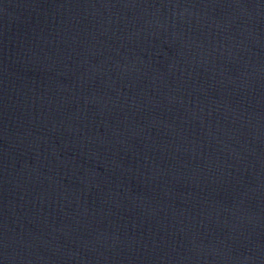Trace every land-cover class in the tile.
Masks as SVG:
<instances>
[{"label": "water", "instance_id": "obj_1", "mask_svg": "<svg viewBox=\"0 0 264 264\" xmlns=\"http://www.w3.org/2000/svg\"><path fill=\"white\" fill-rule=\"evenodd\" d=\"M260 169L264 0H0V261Z\"/></svg>", "mask_w": 264, "mask_h": 264}]
</instances>
